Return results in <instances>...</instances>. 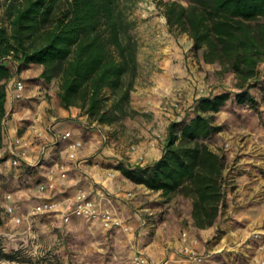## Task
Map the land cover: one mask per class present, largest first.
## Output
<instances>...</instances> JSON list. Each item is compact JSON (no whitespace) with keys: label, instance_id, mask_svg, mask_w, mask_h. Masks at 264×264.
<instances>
[{"label":"trees","instance_id":"trees-1","mask_svg":"<svg viewBox=\"0 0 264 264\" xmlns=\"http://www.w3.org/2000/svg\"><path fill=\"white\" fill-rule=\"evenodd\" d=\"M162 0L170 30L188 34L204 62L234 74V100L257 107L250 87L264 61V0ZM0 148L4 144L7 81L30 63L45 81L57 77L63 107H79L90 121L111 124L130 108L137 74L138 42L128 0H0ZM7 19V24L3 22ZM264 98V82L261 84ZM228 91L201 94L179 120L170 122L159 158L115 164L134 183L190 199L194 226L214 224L225 196L223 154L207 140L222 129L217 112ZM6 215L0 208V224ZM9 256L8 254H6Z\"/></svg>","mask_w":264,"mask_h":264},{"label":"crops","instance_id":"crops-1","mask_svg":"<svg viewBox=\"0 0 264 264\" xmlns=\"http://www.w3.org/2000/svg\"><path fill=\"white\" fill-rule=\"evenodd\" d=\"M149 2L138 10L143 18H139L136 25L139 31L138 68L130 91V107L137 113L133 119L128 117L127 124L131 132L128 140H132L131 144L136 149L125 147L123 138L114 140L104 133L105 129L114 128L113 123L90 121L79 107H63L55 95L49 101L47 94H53L51 80L45 81L40 76L41 64L30 63L15 73V77L25 84L22 98L15 99L8 94L4 144L0 148V205L4 208L8 203L13 204L14 212L21 214L24 205L51 197L64 188L84 184L91 189L92 198L99 201L101 193H105L110 201L107 199L103 204L110 203L117 214L132 222L133 230L126 234L129 240L136 243L134 251L144 252L154 264H189L181 257L184 243L179 232L173 234L170 227L190 232L191 236L186 240L189 244H192L191 240L199 242L201 236L210 230L194 226L190 213L186 214L188 225L185 227L179 220V213L171 210L174 206L162 202L164 197L160 190L130 181L113 166L119 161L135 165L159 158L168 126L174 120L161 109V104L167 98H177L182 100L186 109L195 97L190 79L194 81V76L202 80L200 74L203 71L196 68L189 55L191 40L188 34L172 32L166 22L164 6ZM200 82L198 85H201ZM184 113L185 110L175 120H179ZM73 126L76 131H73ZM66 130L71 132L72 138L82 141L76 158L71 160L67 155L68 140L57 136ZM16 156L20 158L19 165L12 164ZM62 161L68 162L70 167L65 177L60 176L57 169ZM51 182L55 186L51 187ZM42 185L44 188L41 189ZM127 191H132L133 196L127 197ZM5 192H10L12 197L6 200ZM151 214L153 216L146 219V215ZM7 216L5 223L0 225V243H10L21 234L26 237L37 235L34 230L37 216L21 223ZM73 220L70 219L66 226L75 222ZM93 223L100 225L99 220H93ZM153 226L155 232L161 235L154 233L149 246L140 245L139 235ZM259 228L247 231L244 239L257 240L253 232ZM167 230L164 237L162 233ZM61 231L67 233L63 228ZM55 247L62 249L65 246L57 244ZM67 259L66 255V262ZM202 263L203 260L199 264Z\"/></svg>","mask_w":264,"mask_h":264},{"label":"rangeland","instance_id":"rangeland-1","mask_svg":"<svg viewBox=\"0 0 264 264\" xmlns=\"http://www.w3.org/2000/svg\"><path fill=\"white\" fill-rule=\"evenodd\" d=\"M1 1L7 3L13 0ZM151 1L160 5L162 0ZM180 1L185 3L184 0ZM128 4L130 16L135 21L133 32L138 42L139 31L136 25L139 18H143L138 10L149 5L150 2L149 0H128ZM0 10L3 13V9ZM3 22L8 23L7 19ZM172 32L181 33L176 27H173ZM189 47L191 61L197 69L203 71L200 74L202 80H197L198 78L192 76L194 78L192 81L189 77L195 95L192 104L195 98L201 95L198 86L205 87V94L224 91L230 93V97L224 105L214 113L215 122L221 124L222 129L207 140L212 149L225 157L224 200L214 224L206 228L210 230L209 233L201 236L199 242L191 240L192 244L190 245L205 255L202 264H253V257L257 252V240L244 239V235L251 229L264 226V98H262L261 89V84L264 82V61L258 65L259 82L250 87V91L258 102L256 108H251L247 104H238L234 100L233 96L237 88L233 72H220L217 62H202L201 50H194L192 43ZM199 81H201V85H198ZM50 85L53 88V94H47L48 100L50 101L52 95H55L60 103L58 78H52ZM170 99L167 98V100ZM176 100L180 102V109L169 111V117L173 116L174 120L183 110L188 114L191 107L190 105L185 109L182 100L177 98ZM134 115L136 113L122 115L114 121L112 125L114 128L105 129L104 133L113 137L114 140L123 138L122 140L126 141L125 147H129L132 140H128L131 135L127 125L128 117L133 119ZM72 129L73 131L77 130L75 126ZM57 136L60 137L61 133H58ZM69 152L68 149L67 155L71 160L73 158L69 156ZM69 168L68 162L65 161L59 162L57 165L58 173L62 177L66 176ZM50 186L53 187L55 184L51 182ZM80 191L85 192L87 197L95 202H101L102 206L107 200L102 195H100L99 201L92 198L91 189L84 184H79L74 188H64L52 195L51 198L56 199L62 209L50 214L35 215L37 216L34 227L37 233L35 237H26L21 234L17 239H12L10 243H0V264L23 262H27V264H133V251L136 243L134 240L128 239L125 231L118 228L113 230L114 227L105 228L101 224L93 223V220L96 219L85 216H72L71 219H74L75 222L66 226L70 220H64L61 212L63 208L71 204ZM161 200L167 202L169 206H174V209L171 210L179 213V220L186 227L188 225L186 214L190 213L191 209L190 199L176 194L170 199ZM33 204L24 205L23 213L27 214ZM0 208L3 209L1 205ZM152 216V214L146 215V219L149 220V217ZM7 218L8 216L4 215L0 225L4 224ZM60 221H62L61 225ZM128 223L130 231L133 230L132 222L128 221ZM62 228L67 230V233L62 232ZM154 228V226L150 227L149 230L139 235L140 245L149 246L154 233L161 235L160 232H155ZM173 228L170 227V231L173 234L179 232L181 239L183 230ZM168 231H163L162 235L165 237ZM187 234L191 236L190 232ZM38 243L40 245L35 247ZM57 244L65 247L57 249L55 247ZM66 255L67 262L65 261Z\"/></svg>","mask_w":264,"mask_h":264},{"label":"built area","instance_id":"built-area-1","mask_svg":"<svg viewBox=\"0 0 264 264\" xmlns=\"http://www.w3.org/2000/svg\"><path fill=\"white\" fill-rule=\"evenodd\" d=\"M7 88L9 94L15 99L22 98L24 91V81L15 77V74L8 79ZM200 94H205V87L198 86ZM181 105L179 100L170 99L163 102L161 108L164 112L169 113L172 110L180 109ZM62 138L68 140L67 147L69 149V156L73 159L76 158V151L82 145L80 139L72 138L71 132L69 130L64 131L61 134ZM131 150H135L136 146L134 144L130 145ZM24 154V153H23ZM13 165L20 164V158L18 156L12 159ZM1 188V184H0ZM41 189L44 188L42 185ZM106 199L110 201L105 193H101ZM127 197H132L133 192L127 191ZM12 194L10 192H5L4 198L6 200L10 199ZM62 209L59 206V203L56 199L51 197H46L36 203H34L30 210L25 213L17 214L14 212L13 204H6L4 207V212L9 215L10 219L16 223H21L26 220L28 222L29 218L38 214H50L55 211ZM61 216L64 220L68 221L72 216H85L88 218L99 220L100 224L105 228H120L125 232L130 230V225L127 220L122 218L115 211L112 205L102 206L100 203L95 202L94 200L87 197V194L83 191H80L76 194L74 200L71 204L67 205L66 208H63ZM253 236L257 239V252L253 257V264H264V226L253 232ZM188 238L187 231H183L181 234V240L184 243L181 248V257L187 259L189 264H199L204 258L205 255L203 252L198 251L192 245L186 242ZM133 264H154L150 258L142 251L135 250L133 253Z\"/></svg>","mask_w":264,"mask_h":264}]
</instances>
